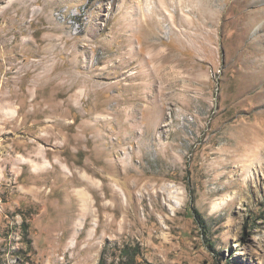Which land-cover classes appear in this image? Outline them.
Listing matches in <instances>:
<instances>
[{
    "label": "rangeland",
    "instance_id": "obj_1",
    "mask_svg": "<svg viewBox=\"0 0 264 264\" xmlns=\"http://www.w3.org/2000/svg\"><path fill=\"white\" fill-rule=\"evenodd\" d=\"M264 264V0H0V264Z\"/></svg>",
    "mask_w": 264,
    "mask_h": 264
},
{
    "label": "trees",
    "instance_id": "obj_2",
    "mask_svg": "<svg viewBox=\"0 0 264 264\" xmlns=\"http://www.w3.org/2000/svg\"><path fill=\"white\" fill-rule=\"evenodd\" d=\"M98 264H103V261L101 260Z\"/></svg>",
    "mask_w": 264,
    "mask_h": 264
}]
</instances>
